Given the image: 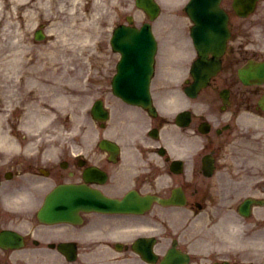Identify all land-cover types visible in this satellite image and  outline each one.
Masks as SVG:
<instances>
[{"label": "rangeland", "instance_id": "obj_1", "mask_svg": "<svg viewBox=\"0 0 264 264\" xmlns=\"http://www.w3.org/2000/svg\"><path fill=\"white\" fill-rule=\"evenodd\" d=\"M11 2L15 1V5L19 4V10L23 9V3L28 1V9H33L35 7V1L36 0H10ZM40 0L37 1V3ZM47 1V0H45ZM54 4L51 3L49 7V12L50 16L45 18V14L36 18L35 22L33 20L30 21V18L28 19L32 24L26 25L25 26V35L21 34L19 30L16 29V34L14 36H11V34L8 33V29L5 28L6 23H1L0 24V87L7 88L8 91H12V81L8 80V78L5 76V73H8L9 69H4L3 66H1V61L2 58L1 55L5 56V59L7 58V55L10 57H13L12 55H15L19 51L22 52L25 49V46L27 44V41L29 39L31 40L32 46H35L34 48L32 47L35 55H38L36 52H40L39 48L40 47H48L50 40H52L51 32L49 29L53 28L54 22L50 20V17L52 18L54 15L62 17L64 19L63 23H65L64 27H69L71 23L73 25H76L81 28L84 27V29H78L80 30L79 32H70L69 37L72 36H79L80 39L77 41H73L72 39L69 40L68 44H71V58L72 61L69 63L68 68H70V72L74 75H77L79 79L76 81L77 83L72 84V94L75 96L70 99L69 103L60 111L57 112L58 117L53 121L52 126L49 128L47 127V122L50 121L51 118H48L51 114L49 111H44L42 108H46L50 106L55 107L56 104H60L61 100L56 101L55 103L50 102V99H54V94L55 88H50V90H41L39 91V88H35L34 90L37 91L38 96H34L31 100L28 99L27 101L30 102L27 103V108L23 111L21 108H17L14 111L12 110V106L17 103V99L19 96H14L13 98H7L5 94V91L0 89V108L8 107V110L10 112L7 113V118L10 117V120L7 119V127L8 131L10 133V139L14 142V146L16 149H13V151L6 150V148L12 147L13 144H7L4 145V143H0V162L2 163L1 167L5 170H11L18 168V164H14L13 166V160H15V152L17 149L21 146L23 147L24 145L28 147V149L31 150H38V149H45L48 151V153H53L57 150H59V147L61 145H75L74 147H80L82 148V145L85 147L88 144H92V138L87 139V137H76L75 133L77 129L80 128L79 124L82 122L84 123V136H87L89 133V130H92L91 127V118L88 116V109H87V102H88V97H89V92L93 93L94 90L92 91V82H93V77L92 79L89 78V71L91 73L90 67L96 66L97 65V58L98 61L100 59V62L98 63L100 65V71L104 70L107 66V58L108 57H103V55H107L108 53V38L110 36V27L113 25L115 18L113 19V9L109 10V14L105 15V19L103 18V12L104 10H108L111 7L116 8V6H113L110 4L109 0H106L110 6L103 5L104 3L101 1L99 2L98 0H89L86 1L84 0L85 4L81 2V0H53ZM80 1V4L75 5L74 2ZM184 0H178L179 4L181 5ZM6 0H0L1 6H5ZM133 6V0H131ZM50 3V2H49ZM174 3V1H173ZM177 3V2H176ZM100 4V5H99ZM179 5V6H180ZM55 8H52L54 7ZM85 6V7H84ZM52 8V9H51ZM27 9V8H26ZM58 9V10H57ZM16 10V8H15ZM13 9V12L15 11ZM24 10V9H23ZM69 10H77L81 11L82 15L81 17L77 16V20H72L74 18V15L69 14ZM18 11V9H17ZM16 11V12H17ZM57 11V12H56ZM86 11V12H85ZM21 11H19L20 15ZM53 13V14H52ZM99 15V18H97ZM117 15V14H116ZM264 19V0H262L260 7L258 9V13L256 14V19L259 17H262ZM21 19V18H18ZM141 19V18H140ZM72 20V21H71ZM17 22L20 24V20H17ZM39 22V24H37ZM246 21H240L237 24H233L234 27H240L237 31H235V36H239L238 39L242 37L244 40V45L243 48H246L247 45L253 46L255 45V41L257 42V48L259 47L260 50L264 49V20L261 21L260 23H256L254 20H250L248 22ZM24 24V22H21ZM155 24H157L155 22ZM25 25V24H24ZM40 25H44V30L45 32L49 31L47 33V36L43 40H36L34 36V31L36 28H38ZM75 25V26H76ZM188 25V24H186ZM185 22H181V28H177L173 30V27L171 24H168L164 21H160L156 26L159 29V36H183L182 31L186 32L187 36V30L188 27H186ZM74 30V29H73ZM82 30V31H81ZM28 31V32H27ZM101 31V33H99ZM49 34V35H48ZM87 36V38L85 37ZM100 38L101 40L97 42V39L95 37ZM256 36V38H255ZM259 36V38L257 37ZM56 37V36H55ZM26 39V40H25ZM66 39H63L65 42ZM94 40V41H93ZM99 40V39H98ZM259 40V45L258 46V41ZM79 41V42H78ZM96 41V42H95ZM100 51V55H99ZM259 51V50H258ZM96 53V55H95ZM257 54V53H256ZM99 55L100 57H98ZM64 59V58H63ZM64 64V63H63ZM11 67V66H10ZM51 69L55 68V65H50ZM66 69V68H65ZM9 75V74H8ZM67 78V77H66ZM66 78H59L63 79V81H66ZM75 79V78H74ZM72 77L68 78V81L72 80ZM61 81V80H60ZM57 79H53L52 82H56L59 84ZM100 81H103L100 79ZM67 86V85H65ZM79 88V91H78ZM43 89V88H42ZM162 89V88H161ZM6 90V91H7ZM107 90V89H105ZM157 91L158 93L160 92V85H157ZM54 94H53V93ZM97 92V91H96ZM79 93V94H78ZM51 94V98H50ZM77 94V95H76ZM33 96V95H31ZM30 96V97H31ZM46 96L47 101H45V104H41L40 98H43ZM60 102V103H59ZM32 104H36L32 105ZM40 105H45V106H39ZM28 111L27 109H29ZM56 108V107H55ZM46 112V113H45ZM56 111H54L53 115L55 114ZM30 114L32 115L34 119V123L29 124H24L25 115ZM45 114H47V120L42 121V117H45ZM49 119V120H48ZM81 121V122H80ZM79 123V124H78ZM23 124V125H21ZM30 126L32 129L38 130L39 126H42L45 128V132L41 133L40 135L30 133L27 128ZM6 127V128H7ZM25 127V128H24ZM87 139V140H86ZM28 143L29 146H28ZM94 144V143H93ZM69 148L68 146H66ZM73 147V148H74ZM25 148H22L24 150ZM12 157V158H11ZM23 161V160H22ZM20 177H15L13 182H18L20 181ZM11 184V182H9ZM49 185V184H48ZM46 185V186H48ZM14 220L21 222L23 218H18L17 216H10ZM20 219V220H19Z\"/></svg>", "mask_w": 264, "mask_h": 264}, {"label": "bare ground", "instance_id": "obj_2", "mask_svg": "<svg viewBox=\"0 0 264 264\" xmlns=\"http://www.w3.org/2000/svg\"><path fill=\"white\" fill-rule=\"evenodd\" d=\"M43 6H48V0H40L39 1ZM39 2L37 4H39ZM16 2L13 1L12 4L14 5ZM1 4V3H0ZM11 5V4H9ZM15 6V5H14ZM15 8H17L15 6ZM9 11V10H8ZM13 11L11 10V13H9L7 15L6 12H2L0 11V24L1 23H6L5 24V28L6 29H10L8 31L9 34H11V36L17 35L16 34V29L20 31L21 34L25 35V25L21 23L20 24L16 21L17 19L14 17L13 15ZM39 15V12L36 11H31L30 13V17L31 16H35V15ZM262 17L257 18L256 23H260L261 21H263L264 19H262ZM32 22L29 21V25H31ZM26 40V39H25ZM51 48L53 49V55L52 57L48 54L47 51H40V52H36L38 53V55H35L33 49H32V45L30 43H27L25 46V49L22 52H18L16 53V55H14L13 57H10L7 55L8 59H2L1 61V66L4 67V69H9L10 68V64H14V68H12V70L8 73H5L6 77L8 78V80H11V78L9 77V73L17 76L20 79V82H22L25 86H38V85H42V86H46L48 83H51V79L52 76H56L57 75V80L59 79V74H61L60 77H66V75L69 77L71 76L72 79L76 77H74V74H72L70 72V68H68V64L71 62V51L69 48H63L60 44L59 41H55L52 43ZM64 58V59H63ZM64 63V64H63ZM50 65H55L56 67L51 69ZM66 68V69H65ZM65 69V70H64ZM64 70V71H63ZM48 71H53V74L51 76L47 75ZM53 84V82H52ZM56 85H59L58 83H55ZM14 87V86H11ZM57 87V91H55L54 94V101H64V99H67L70 97V92L68 94V92L64 91V87L62 86H56ZM5 89V86L2 88V90ZM6 93V89L4 90ZM7 98H13L14 96H16V93H14L13 91H7V94H5ZM51 96V94H50ZM45 99V98H43ZM51 109H47V111H50ZM55 110V109H53ZM8 111V107L7 108H1L0 109V143H4V145L7 144H14V142L10 139V133L7 130V120H6V112ZM46 111V110H44ZM46 113V112H45ZM34 121V117H30L28 120V123H33ZM7 127V128H6ZM9 150V148H7ZM51 207V205H50ZM140 217L137 218H132V220L129 222V226L131 227H138L141 224L135 222V220L139 219ZM139 222H141L142 220H138ZM149 227H145V228H141V229H147ZM134 229H139V228H134Z\"/></svg>", "mask_w": 264, "mask_h": 264}, {"label": "flooded vegetation", "instance_id": "obj_3", "mask_svg": "<svg viewBox=\"0 0 264 264\" xmlns=\"http://www.w3.org/2000/svg\"><path fill=\"white\" fill-rule=\"evenodd\" d=\"M249 155L247 159H251L252 161H256V155H255V152H254V148L252 150H249L248 152ZM247 163V161H246ZM193 170L191 171V173L188 174L187 177H184V180L187 179V183H189V192L191 194H194L196 195V193H199V194H204V192H200L201 190L205 189V185H206V188L210 187V190L212 191L213 189L211 188V186L207 183H205L204 185L203 184H200L198 182V176H199V167L197 165L196 162H194V164L192 165ZM211 194L214 195V192H212ZM204 212H205V216H211V214L214 213V211L210 208H205L204 209ZM57 232V231H56ZM56 232H54L55 234H57ZM68 230L65 231V233H67ZM62 234V232H59ZM61 240V238H59V241ZM55 244V243H54ZM83 245L86 249H89L90 247H92L94 245L93 242H90V241H86V242H83ZM83 248V247H80L79 244H75V243H71V245L69 246V249L70 251L74 252V249L75 251H78L77 253L80 254L81 256V253H80V249ZM49 249H53L55 250L58 254H61L56 248V247H51L50 244H48L46 246V249L45 251L49 250ZM189 250H191V248H189ZM193 256L191 255L190 257V260L188 261V264H210L208 262H206V258L201 256V255H196V252L195 251H191ZM61 257V256H60ZM6 258V256L4 257V253H2V255H0V264H5V263H10V260L11 258H8L7 261H5V263H3V259ZM62 258V257H61ZM30 259L31 261L34 260L35 258L30 256ZM80 259V257L78 259H76L75 261L78 262V260ZM63 261V259H62ZM63 264H65V261L62 262ZM31 264H34V262H31ZM35 264H39V263H35Z\"/></svg>", "mask_w": 264, "mask_h": 264}, {"label": "water", "instance_id": "obj_4", "mask_svg": "<svg viewBox=\"0 0 264 264\" xmlns=\"http://www.w3.org/2000/svg\"><path fill=\"white\" fill-rule=\"evenodd\" d=\"M207 6H208V7H211V5H209V4H207ZM204 7H205V6H204ZM201 10H202V12H204L203 8H202ZM204 31H205V29H204L201 33H204ZM210 31H211V30L209 29V32H210ZM211 33L214 35V34H217L218 32H215V31L213 30ZM212 34H211V35H212Z\"/></svg>", "mask_w": 264, "mask_h": 264}]
</instances>
